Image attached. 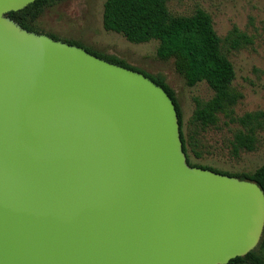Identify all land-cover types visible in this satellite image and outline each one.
<instances>
[{
    "label": "water",
    "instance_id": "1",
    "mask_svg": "<svg viewBox=\"0 0 264 264\" xmlns=\"http://www.w3.org/2000/svg\"><path fill=\"white\" fill-rule=\"evenodd\" d=\"M0 0V264H226L264 229V191L186 161L143 72L6 15Z\"/></svg>",
    "mask_w": 264,
    "mask_h": 264
},
{
    "label": "trees",
    "instance_id": "2",
    "mask_svg": "<svg viewBox=\"0 0 264 264\" xmlns=\"http://www.w3.org/2000/svg\"><path fill=\"white\" fill-rule=\"evenodd\" d=\"M60 1L63 0H34L24 8L9 11L6 15L23 28L43 33L34 27V21L46 6ZM102 26L107 31L121 34L130 42L143 43L151 39L157 40V57L163 60L172 58L176 72L183 76L187 86L205 81L212 89V96L208 99L194 98V109L187 122L188 135L184 132L179 103L163 77L152 76L116 56L99 53L77 41L60 39L51 33L45 34L69 44L83 46L101 58L143 72L156 84L161 85L175 104L182 149L189 165L255 181L264 191V164L251 172H228L193 162L189 154L190 146L195 157L201 156L198 136L208 128L217 127L221 116L224 118V124H235L229 140L232 156L237 157L242 151L256 149L258 132L264 128V110L235 114L234 106L242 98V93L233 86L235 71L225 53L250 45L252 36L233 25L221 38L214 29L210 14L203 8L197 7L187 15L174 14L169 11L166 0H105ZM263 248L264 229L253 250L243 256L230 259L226 264H264Z\"/></svg>",
    "mask_w": 264,
    "mask_h": 264
},
{
    "label": "rangeland",
    "instance_id": "3",
    "mask_svg": "<svg viewBox=\"0 0 264 264\" xmlns=\"http://www.w3.org/2000/svg\"><path fill=\"white\" fill-rule=\"evenodd\" d=\"M105 0H63L46 6L34 21V27L60 39L79 42L99 53L113 55L127 64L152 76H161L173 90L182 111L184 132L189 134L188 119L194 109V98L208 99L212 89L205 81L187 86L176 72L173 59L156 55L158 41L143 43L128 41L121 34L102 26ZM174 14H190L195 8L207 11L217 35L223 38L233 25L252 36V43L244 48L225 51L233 64V86L242 93L234 106L236 115L264 110V0H166ZM221 116L217 127L208 128L199 136L200 157L190 150L193 162L228 172H251L264 164V128L258 132L257 147L242 151L237 157L230 154L229 140L235 124H224ZM264 252V248L262 249Z\"/></svg>",
    "mask_w": 264,
    "mask_h": 264
}]
</instances>
